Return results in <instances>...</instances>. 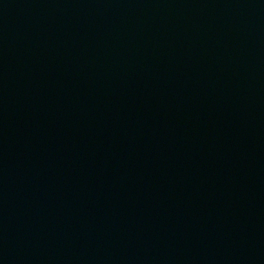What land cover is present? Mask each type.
I'll list each match as a JSON object with an SVG mask.
<instances>
[{"label": "water", "instance_id": "95a60500", "mask_svg": "<svg viewBox=\"0 0 264 264\" xmlns=\"http://www.w3.org/2000/svg\"><path fill=\"white\" fill-rule=\"evenodd\" d=\"M0 264H264V0H0Z\"/></svg>", "mask_w": 264, "mask_h": 264}]
</instances>
